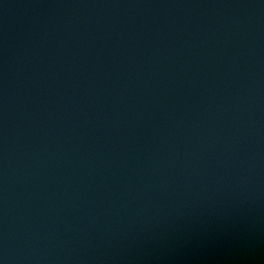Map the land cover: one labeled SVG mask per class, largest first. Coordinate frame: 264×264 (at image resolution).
Returning a JSON list of instances; mask_svg holds the SVG:
<instances>
[{"label":"water","instance_id":"water-1","mask_svg":"<svg viewBox=\"0 0 264 264\" xmlns=\"http://www.w3.org/2000/svg\"><path fill=\"white\" fill-rule=\"evenodd\" d=\"M0 264H264V0H0Z\"/></svg>","mask_w":264,"mask_h":264}]
</instances>
